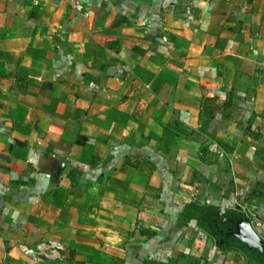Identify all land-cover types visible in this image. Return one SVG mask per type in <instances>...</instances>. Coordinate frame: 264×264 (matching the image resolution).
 Here are the masks:
<instances>
[{"label":"crops","instance_id":"1","mask_svg":"<svg viewBox=\"0 0 264 264\" xmlns=\"http://www.w3.org/2000/svg\"><path fill=\"white\" fill-rule=\"evenodd\" d=\"M0 264H264V0H0Z\"/></svg>","mask_w":264,"mask_h":264},{"label":"trees","instance_id":"2","mask_svg":"<svg viewBox=\"0 0 264 264\" xmlns=\"http://www.w3.org/2000/svg\"><path fill=\"white\" fill-rule=\"evenodd\" d=\"M191 215L197 217V222L214 238L220 240L222 247L246 248L249 254L258 252L255 248H248L236 235V222L240 218H245L238 210L235 209L220 216L212 204L191 202L184 207L182 217L189 219Z\"/></svg>","mask_w":264,"mask_h":264},{"label":"built area","instance_id":"3","mask_svg":"<svg viewBox=\"0 0 264 264\" xmlns=\"http://www.w3.org/2000/svg\"><path fill=\"white\" fill-rule=\"evenodd\" d=\"M19 246L23 254L33 261L43 259H58L61 257V253L63 250V246L57 241L41 242L34 246H29L27 244H20Z\"/></svg>","mask_w":264,"mask_h":264},{"label":"water","instance_id":"4","mask_svg":"<svg viewBox=\"0 0 264 264\" xmlns=\"http://www.w3.org/2000/svg\"><path fill=\"white\" fill-rule=\"evenodd\" d=\"M236 235L248 248H255L259 251L263 250L262 240L252 227L249 219L240 218L236 222Z\"/></svg>","mask_w":264,"mask_h":264}]
</instances>
